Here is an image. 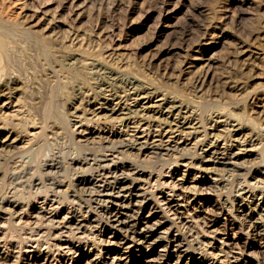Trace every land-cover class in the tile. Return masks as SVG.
<instances>
[{
	"label": "rangeland",
	"instance_id": "1",
	"mask_svg": "<svg viewBox=\"0 0 264 264\" xmlns=\"http://www.w3.org/2000/svg\"><path fill=\"white\" fill-rule=\"evenodd\" d=\"M0 47V82L15 76L21 89L15 98L0 97V264H110L112 245L105 249L90 235L53 238L26 215L45 205L49 177L62 173L43 169L51 155H81L77 145L86 148L81 138L89 133L141 140L148 132L73 110L81 92H95L102 66L189 105L204 125L209 113L223 110L264 128V107L255 106L264 101V0H0ZM208 56L212 77L205 80L188 65ZM154 127L149 140L190 149L161 159L131 150L147 173L134 187L154 206L150 221L162 223L160 240L180 237L187 264H264L263 140L238 146L249 161L232 168L198 160L193 145L201 132L180 136L165 128L158 136ZM7 201L25 213L3 212ZM68 245L79 250L67 252ZM129 249L123 259L145 264Z\"/></svg>",
	"mask_w": 264,
	"mask_h": 264
},
{
	"label": "bare ground",
	"instance_id": "2",
	"mask_svg": "<svg viewBox=\"0 0 264 264\" xmlns=\"http://www.w3.org/2000/svg\"><path fill=\"white\" fill-rule=\"evenodd\" d=\"M252 54L253 58H256L260 53L254 51ZM210 57L201 58L202 60H197L196 64L191 63L188 66L197 70L199 78L210 79L212 77L210 64L213 60ZM97 65L101 64L96 62L93 66ZM101 68L104 69L99 71ZM101 68L97 70L101 79L95 86V92H81L78 104L73 105V110L79 111L80 114H89V119L118 121L137 129L145 125L148 131L146 135L153 134L150 132L151 125L159 127L157 130L154 127L156 132L158 131L155 135L158 136L163 135L161 130L165 128L166 133H176L180 136H191L201 132L203 136L193 145L198 160L232 168L246 166L244 163L247 157L249 161L250 154L238 146L254 141L264 142V128L261 125L252 127L247 121L239 119L236 115H229L223 110L209 113L208 125H204L195 120L194 109L182 101L166 93L151 90L139 82H125V79L106 65ZM20 92L19 80L15 76L6 77L0 82V97L15 98ZM255 106L262 111L264 101ZM75 113L72 116L81 123L82 117ZM146 135L141 140L138 138L122 140L89 133L82 135L81 138L86 148L83 149L81 143L77 145L78 150L82 149L81 155L66 153L64 156V153L60 152L51 155V162H44L43 169L47 170L45 172L48 174L54 175L58 171L62 173L49 177L50 194L47 193L43 197V204L49 206L50 210H46L42 205L43 207L40 206L39 209L31 208V212H26V215L39 220L40 225L51 231L53 238L68 233L77 238L81 235L82 237L90 235L95 244L104 246L105 249L112 245L107 250V254L109 252L114 254L110 258V264H131L129 257L123 259L122 254H125L124 250L130 251L129 248L132 247L138 249L145 264H187L183 263L182 239L172 236L162 242L159 237L162 223L150 221L154 206L134 187V181L144 178L147 173L136 165V160L133 161L135 158L130 155H133L131 150L136 148L161 159L163 154L190 149L176 143L167 144L162 139L149 140ZM225 138L230 143L221 146L219 140ZM102 150L112 151L118 156L106 159V156L101 154ZM183 154L182 152L180 155ZM37 183L39 184V181L36 183L33 181L32 184ZM57 194L63 195L60 203L56 200ZM54 203L60 205L57 207ZM67 204H71L72 207H68ZM17 206H20V203L7 201V207H3L2 211H10L16 216L25 213L23 210L16 211L14 208ZM61 210L64 213L60 216ZM184 217L188 221L187 217ZM66 247L67 252L79 250L72 245ZM83 264L92 263L86 259Z\"/></svg>",
	"mask_w": 264,
	"mask_h": 264
}]
</instances>
